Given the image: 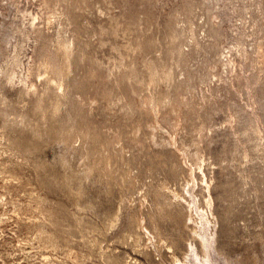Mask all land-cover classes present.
Wrapping results in <instances>:
<instances>
[{"label":"rangeland","instance_id":"rangeland-1","mask_svg":"<svg viewBox=\"0 0 264 264\" xmlns=\"http://www.w3.org/2000/svg\"><path fill=\"white\" fill-rule=\"evenodd\" d=\"M186 1L71 0L79 6L70 12L72 22L63 20L66 34L76 31L78 51L64 110L55 117L50 110L39 119L31 115L36 121L21 124L11 122L13 114L12 120L0 114V264H172L168 247H154L127 226L135 211L149 208L151 202L141 207L140 199L152 185L168 183L186 193L190 162L174 145L161 143L171 133L199 152L196 189L208 210L204 172L211 183L220 251L233 261L245 256V264H257L249 258L255 252L264 264V7L253 10L258 24L247 23L246 50L236 67L213 71L210 89L216 95L208 110L185 109L174 121L166 118L167 108L154 105L158 119L145 101L174 94L175 84L146 82L145 62L160 52L141 50L138 43L149 36L163 40L169 14ZM227 1L221 10L230 11L224 24L231 32L241 21L231 0L222 4ZM42 4L0 0V38L28 23L25 10L44 14ZM52 20L54 31L58 19ZM233 41L222 39L211 55L218 59ZM200 60L191 65L198 73ZM195 93L200 96L201 90ZM8 104L0 109L28 111L31 106ZM17 135L28 139L30 151L12 145ZM172 162L183 169L177 178L168 170ZM194 216L201 227L199 214Z\"/></svg>","mask_w":264,"mask_h":264},{"label":"bare ground","instance_id":"bare-ground-1","mask_svg":"<svg viewBox=\"0 0 264 264\" xmlns=\"http://www.w3.org/2000/svg\"><path fill=\"white\" fill-rule=\"evenodd\" d=\"M225 3L228 4V1L222 4V0H187L182 8L169 14L165 23L166 29H163V32L166 31L163 37L164 41L153 35L154 39L149 36V39L138 43L141 50L149 48L160 52L159 55L145 62L146 82L152 86H158L163 82L169 86L175 84L176 92L174 94L164 92L158 98L148 97L146 99L145 104L150 105V110L155 112L156 118L159 119L160 110L155 109L154 105L167 108L166 118L174 121L183 115L185 109L197 111L199 114H202L200 111L204 108L208 110V104L216 95L214 89H210L213 82V71L221 65L224 68L230 66L231 69L236 67L237 57L244 55L247 37L246 25L250 22L252 26L258 24L253 10L255 7H264V0H231L233 4L231 9L237 11L235 14L240 15L239 20L241 21L240 24L237 23L234 28H231V32L225 28L224 24L230 20L228 14L230 11L226 12L225 10V13L224 10H221V5L226 6ZM65 4L64 10L60 7L59 11L57 6ZM42 5H44L43 10L45 9L44 14H40L39 11L35 13L25 10L23 18H28V23L21 22L24 26L18 24L16 30L12 29L13 32L6 34L3 32L4 34L0 38V105H7L11 101L19 104L31 103L28 111H20L17 107H13L10 111L11 108L8 106L11 103L7 106L10 110L0 109V114H3L2 118L4 115L8 118L12 114L15 115V119L9 118L12 123H28L33 119L30 118L31 115L45 117L47 110H50L52 116L55 117L64 110L69 95L68 88L73 86L68 78L73 72L74 56L78 51V38L75 29H72L73 32L71 31L72 35L69 32V36H67L68 30L64 26V20L72 22L70 12L79 4L77 2L72 4L71 0H43ZM197 9H201L202 12H198ZM231 14L233 13L231 12ZM53 18L58 19V24L55 26V30L51 31ZM148 20L151 21V19ZM229 37L234 40L232 45L221 49L219 58H214L211 55L212 48L219 45L222 39ZM259 50L261 51V43ZM199 57H201L199 63L201 73L195 72L191 66L192 62L198 60ZM237 76L240 77L241 73L237 72ZM202 85H205L206 89ZM16 88H18L16 93H9L11 89ZM198 89L201 90L200 96L195 93ZM171 94L175 96L168 100L169 97H172ZM20 117L21 119H19ZM18 119L21 121L19 122ZM34 120L36 121L35 118L32 121ZM4 121L2 122L4 123ZM156 127L157 125L154 124V129ZM19 129L17 128V131H20ZM22 132L24 131L22 130ZM19 133L21 134V132ZM199 134L202 136L205 133L201 129ZM17 137L19 136L17 135ZM22 138L13 139L12 145L23 152L30 151L31 149L27 145L28 139L25 140L26 143ZM161 143L174 145L176 150L184 156L186 162H190L187 167L189 174L186 185L188 188L185 193L177 189H170L171 186L169 188L168 183L160 182L161 184L157 186L150 184L152 187L149 188V186V189L147 188L148 190L142 195L143 200L140 199L141 207L145 206L146 201L151 202L150 206L148 209L131 213L132 215L128 218L129 224L127 223L129 232L143 233L147 236L148 243L151 242L154 247H168L172 252L170 253L172 254V264H245V256L233 261L227 254L220 251L216 244L217 221L214 219V199L211 183L204 172L202 181L205 182V185H202V188L207 190L204 198L208 210L202 208L201 199L196 189L197 186L200 187L196 176L197 166L202 169V165L199 163L201 158L199 152L187 148L184 141L180 143L174 133L161 140ZM168 170L173 178L179 177L183 172V169L173 162ZM87 174L89 173L87 172ZM130 180L133 181V178L131 177ZM166 182L168 181L166 180ZM194 212L199 214L201 227L196 225L197 220ZM180 251L181 255H179ZM217 255L222 257V261H219ZM249 258L257 264H262L255 252Z\"/></svg>","mask_w":264,"mask_h":264}]
</instances>
